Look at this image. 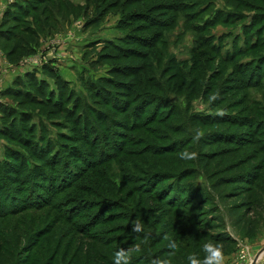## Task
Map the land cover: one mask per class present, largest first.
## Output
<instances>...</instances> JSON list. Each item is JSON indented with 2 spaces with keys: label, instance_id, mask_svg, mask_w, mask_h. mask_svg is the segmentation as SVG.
<instances>
[{
  "label": "rangeland",
  "instance_id": "obj_1",
  "mask_svg": "<svg viewBox=\"0 0 264 264\" xmlns=\"http://www.w3.org/2000/svg\"><path fill=\"white\" fill-rule=\"evenodd\" d=\"M27 1L0 0V188L29 190L33 170L52 181L37 198L72 185L0 217V264H44L56 249L52 264L114 263L120 249H135L131 264H190L209 242L224 264H264V0ZM36 26L30 52L16 50L26 43L10 39ZM69 201L83 217L61 216Z\"/></svg>",
  "mask_w": 264,
  "mask_h": 264
},
{
  "label": "trees",
  "instance_id": "obj_2",
  "mask_svg": "<svg viewBox=\"0 0 264 264\" xmlns=\"http://www.w3.org/2000/svg\"><path fill=\"white\" fill-rule=\"evenodd\" d=\"M22 1L24 2V4H28V1L27 0H22ZM41 1L42 0H33L31 2L32 3L31 7L29 6L31 8V11L30 12H35V10L38 8V6L41 3ZM14 5H17V3L14 4ZM17 6L19 8H25L26 7V6H22L20 4L17 5ZM9 12H11V11H8L6 14H10L11 15L12 12L11 13H9ZM30 12L29 13L27 12V13H24V14L27 16L29 14H32ZM219 14H221V13H217V15L213 18L212 24H215L217 22V20L219 19ZM228 14H225V15H228ZM237 17H238L237 14H232V18H233L232 21H234ZM12 18L15 19L16 17H13L12 16ZM33 18H34V24H36L35 23L36 22L35 17H33ZM226 20H229V17L228 16H226V18L223 21H226ZM253 24H254V22L253 23H249L248 25H243L242 27H243V29L250 31L251 28H252V26H253ZM2 29H3V27L0 30V34L4 33L2 31ZM43 30H44V28H39V27L36 26L35 30H33V31H27V33H25L27 36H25L24 38H19L18 36H15V38H12L10 40L17 41L18 43H20L21 41H24V43H26V45L20 44V45H18L16 47V50L26 51V52L29 53L30 52V49L28 47L29 42L26 39H28V37L30 39L31 38L32 39L33 38H36V36H39L40 34L43 33ZM22 32H23L22 33V36H23L24 35V30ZM9 38L10 37L6 36V41ZM10 40H8V42ZM20 47H22V48H20ZM44 68H45L44 70L46 72H48L46 74H48V76H50L52 78V80H54V82H56V81L59 80L57 77H55L51 73V71L47 70L46 67H44ZM27 75L30 76V79H33L32 78V74H27ZM49 94L51 95L52 93L50 92ZM48 101H50V98H49ZM147 103L148 102L141 103L142 104L140 106L141 110H143L145 108V106L147 105ZM54 107L59 108V109H62L61 103H59V102H57L54 105ZM27 144L28 143L24 142V144H22V145H24L25 147H27ZM48 144L49 143L47 142V145ZM117 150H118V148H117ZM38 152L40 154H42V151L40 149H39ZM42 157H39L38 159H40V160L45 159V158H42ZM72 157H73V155H72ZM105 157L106 156H104V158ZM111 158H112V156H110L108 159H111ZM9 159H11V157H9ZM47 160H51V162L55 163V158H47ZM47 160L45 159V163H47L46 162ZM89 163L91 164L93 162H89ZM89 163L87 164V166L90 165ZM21 165L22 166H25L24 163H22ZM10 168H11V170H13L12 169L13 168V165L10 166ZM10 168L8 167L6 169H10ZM30 171H32V170H30ZM9 172H10V170H9ZM66 172H67V170H66ZM78 172L79 173H74L72 171H69V173L67 174L68 175V178L70 177L71 179H73L75 181L76 179H78V177L80 175H82L85 172V170H79ZM64 173H65V171H64ZM61 175H63V172H61ZM33 178L34 179L31 181V184H30L31 187H30L29 190L27 188H25V187H20V186H10V187L5 186L4 189L3 188H0V217H3V216H13V215H17V214H20L22 212H25V211L39 210V209H42V208H46V207L50 206V201H51V199H52L53 196H55L56 194H59L61 191L65 190V189H68L72 185L71 184L72 181L71 182H67L66 176H64L63 180L61 181L60 186H58L56 188L54 187V189H52V190H50L51 185L49 184V187L47 189L50 192H47L46 194H47V197L48 198H51V199L50 200H47V199H43L42 197L41 198H37V197H40V196L38 194H36V190L37 189H39V190H42L43 189V187L45 185V184H43V181H45V183H52L51 179L48 178V176L46 175L45 172H42L41 173L38 170H33ZM25 182H27V181H25ZM13 183H15V182H13ZM68 183H70V184H68ZM1 189H3V190H1ZM24 192H29L30 198L27 199V200H25V202L21 204V202H19L20 200L19 201L17 200L19 198H17L18 196L16 197V195H19V194L24 193ZM3 197H4V199H3ZM32 197H35V199H33ZM172 202H175V199ZM6 203H8V204L6 205ZM68 204H69V206H68L67 211L62 210V213H61V216H63L64 219H66V220H72V219H76V218L83 217V214H81L84 211V209H85V206H84L83 203L78 202V201H69ZM100 217H102V215L100 214V212L98 214L96 213L95 216L93 217V219H91L87 223V226H89L88 227L89 228V231H92L93 230V228H91L90 225H92L94 223H98L100 220H96V219H100ZM79 230H83L84 231V228H83L82 225L79 226ZM24 250H25L26 253H28V252H30L31 249H28V247H27ZM52 254L53 255L50 256L49 257V260L46 261L44 264H52L53 263V259L56 258L57 249ZM64 259H65V257H64ZM27 260L30 261V259H27ZM106 260L107 259H103L104 262ZM70 263H72V261L69 262V263L67 262V264H70ZM106 264H114V263H112L110 261V262H108Z\"/></svg>",
  "mask_w": 264,
  "mask_h": 264
},
{
  "label": "clouds",
  "instance_id": "obj_3",
  "mask_svg": "<svg viewBox=\"0 0 264 264\" xmlns=\"http://www.w3.org/2000/svg\"><path fill=\"white\" fill-rule=\"evenodd\" d=\"M212 100L217 99L216 96L211 97ZM222 114V113H221ZM197 141H199L202 138V133L197 132L195 137ZM180 159L182 160H195L198 159V153L197 152H188L184 151L180 154ZM134 232L140 233L143 231V227L140 221H135L133 225ZM170 248L175 249L176 244L173 242L169 245ZM135 249H120L115 253V259L114 264H131V252ZM203 251L206 253L203 260L197 259L195 256H190L188 259L190 261V264H224V252H223V245L218 243H206L203 246ZM151 264H169V261L167 260H159L155 259L151 262Z\"/></svg>",
  "mask_w": 264,
  "mask_h": 264
},
{
  "label": "crops",
  "instance_id": "obj_4",
  "mask_svg": "<svg viewBox=\"0 0 264 264\" xmlns=\"http://www.w3.org/2000/svg\"><path fill=\"white\" fill-rule=\"evenodd\" d=\"M17 1H19V0H17ZM15 4H16V3H15ZM8 11H9V10H6L5 13L8 12ZM5 13H4V14H5ZM5 15H6V14H5ZM57 61H58V58L56 59V63H57ZM65 61H67V60L62 59L61 62H60V61L58 62V64H59V63L61 64V66L58 65V66H59V69H62V67H63V66L65 65V63H66Z\"/></svg>",
  "mask_w": 264,
  "mask_h": 264
},
{
  "label": "built area",
  "instance_id": "obj_5",
  "mask_svg": "<svg viewBox=\"0 0 264 264\" xmlns=\"http://www.w3.org/2000/svg\"><path fill=\"white\" fill-rule=\"evenodd\" d=\"M38 65H40V62H36L33 66L31 67H37ZM244 257V256H243Z\"/></svg>",
  "mask_w": 264,
  "mask_h": 264
},
{
  "label": "water",
  "instance_id": "obj_6",
  "mask_svg": "<svg viewBox=\"0 0 264 264\" xmlns=\"http://www.w3.org/2000/svg\"><path fill=\"white\" fill-rule=\"evenodd\" d=\"M257 260H258V259H256L254 262H252V264H256V263H257V262H256Z\"/></svg>",
  "mask_w": 264,
  "mask_h": 264
}]
</instances>
